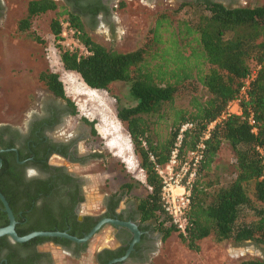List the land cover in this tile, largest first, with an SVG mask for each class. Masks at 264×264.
I'll return each mask as SVG.
<instances>
[{"label": "trees", "instance_id": "trees-1", "mask_svg": "<svg viewBox=\"0 0 264 264\" xmlns=\"http://www.w3.org/2000/svg\"><path fill=\"white\" fill-rule=\"evenodd\" d=\"M124 3L121 1L120 7ZM58 7L56 0H30L26 16L18 24L19 30L27 32L34 17ZM185 7H201L203 11L196 18L176 23L175 14ZM104 10L106 8L101 7L94 14ZM64 13L66 16L63 19L52 20L50 25L64 68L78 73L92 89L111 92L112 84L124 83L135 102L133 106L119 108L118 118L130 134L134 152L146 175L149 190L139 200L141 224H155L164 240L176 229L169 224V218L161 209V182L150 154L158 163L165 164L179 127L187 121L195 123V126L188 132L184 148H193L207 125L224 110L229 100L237 96L251 65L262 63L252 83L249 99L244 103L246 115L249 110L254 113L258 133L254 134L247 121L237 116L215 126L206 141L205 157L194 188L189 234L187 237L180 236L188 248L196 252L200 251L199 242L209 237L218 243L252 241L264 247V180H261L264 171V2L232 7L224 2L195 0L182 4L175 11L165 10L156 14L141 45L128 52L109 49L94 41L79 16L67 10ZM63 21L69 22L79 32V42L88 53L80 48L67 49L59 43ZM34 38L42 41L35 34ZM38 80L45 89L66 102L70 111L75 110L56 73L46 69L39 74ZM199 90H206L208 99L200 101L194 96ZM190 94L192 110L174 108L177 98ZM167 110L174 111L173 115L169 116ZM153 117H156L154 122L151 120ZM163 120H171L168 136L163 141H156L152 137L151 126ZM84 123L92 126L97 137L94 124L88 120ZM225 143L235 154V172L227 183L215 174L213 165ZM258 146L263 149V154L257 150ZM11 147V142L0 140V149ZM7 156L8 152L1 154L0 191L14 209L19 204L20 181L14 167L6 160ZM251 185L253 195L248 192ZM132 189L130 185L129 190ZM41 190L44 195L50 193L48 188L42 187ZM34 200L31 205H24L34 207ZM0 207L3 208L1 201ZM246 210L253 212L252 219L245 218ZM0 214L5 215L1 211ZM22 214H28L27 210ZM24 216L17 218L15 230L19 236L35 231H60L78 238L87 234L101 218L107 217L87 215L80 221L75 215L68 216L65 211L55 215L49 209L41 211L32 220L31 216L28 220ZM8 224L9 220L5 218L0 227ZM47 242L66 246L72 243L60 237H35L22 244L37 246ZM88 243L78 245L85 249ZM125 250H106L109 257L101 262L108 264L122 256ZM238 264H264V259L251 257L242 259Z\"/></svg>", "mask_w": 264, "mask_h": 264}, {"label": "rangeland", "instance_id": "rangeland-1", "mask_svg": "<svg viewBox=\"0 0 264 264\" xmlns=\"http://www.w3.org/2000/svg\"><path fill=\"white\" fill-rule=\"evenodd\" d=\"M29 1L0 0V128L3 125L13 126L16 123L24 99L31 98L32 95L44 98L47 96L45 88L38 80L42 71L48 69L56 73L63 83L67 98L74 104L75 110L71 111L66 120L72 125L82 127L85 120L92 122L98 132L97 147L104 152L107 161L112 165V169L114 167L116 169L103 177L92 176L96 183L93 187L87 186V184L84 186L86 190L85 200L87 201L89 198V193L100 197V195L104 196L105 193L110 192L111 189L119 187L126 180L124 177L126 173L128 175L127 180H132V184L135 186L133 195L129 197V200L136 203V198L144 197L149 189L146 186L145 172L142 170L139 159L132 148L130 134L118 118L119 108L135 105L128 87L124 83H114L111 86V92L98 90L99 94L96 99L100 98L99 101L90 99L88 95H82L81 92L87 91V88L90 87L85 84L78 73L64 68L50 26L52 20L63 19L66 16L64 12L67 8L61 0H56L58 9L34 17L31 21V28L27 32H21L18 24L26 16ZM116 1L111 2V12L108 17H101L99 22L87 21L85 27L94 41L109 49L128 52L141 45L146 31L154 22L156 14L165 10L175 11L182 4L195 0H121L125 2L124 6L115 10ZM223 2L227 6L238 7L259 5L264 0H228ZM202 11L201 7L197 9L185 7L175 14L174 21L177 23L196 18ZM34 34L42 41L38 42L34 38ZM194 96L200 101H204L208 99L209 94L206 90H199ZM52 99L56 100L54 97ZM174 108L192 110V95L177 98ZM167 112L169 116L174 113L172 110H167ZM151 120L154 122L156 117L151 118ZM171 120L169 122L166 120L157 121L152 124V137L156 141L166 139ZM116 127H119L120 133L116 131ZM103 131L106 133V137H103ZM109 140L116 142L118 149L119 147L122 148L120 141L130 143H128L131 147L129 152L132 154L129 153L126 158L131 155L136 164L138 163L134 170L129 169L125 158L118 154L119 150L116 147L110 148L107 145ZM213 165L215 174L221 177L224 183L231 180L235 172V154L227 143L223 144ZM74 170L82 173L88 172L77 168ZM105 180H110L111 189L104 186ZM248 192L253 195L252 185ZM102 203L103 199L97 200L91 206L84 203L80 212H88L87 215L96 216L102 210ZM245 218L252 219L253 212L246 210ZM105 228H108V225ZM102 231L100 232L102 233ZM91 240L80 257H89L87 251ZM203 244L205 264H238L242 259L251 257L264 259V247L252 241L241 244L226 241L220 244L213 237H209L203 240ZM164 247L166 248V258L161 260V264H190L188 262L193 261L194 256L189 253L190 249L181 240L177 230L168 240H165ZM42 250L51 253L55 264H60L62 260L69 261L68 264H82L81 258L75 260L71 258L69 253L62 252L54 245L46 244ZM186 255L187 259L184 258ZM86 262L92 263L91 259L90 261L84 260L85 264H87ZM201 262L202 258H200L199 264Z\"/></svg>", "mask_w": 264, "mask_h": 264}, {"label": "flooded vegetation", "instance_id": "flooded-vegetation-1", "mask_svg": "<svg viewBox=\"0 0 264 264\" xmlns=\"http://www.w3.org/2000/svg\"><path fill=\"white\" fill-rule=\"evenodd\" d=\"M61 1L67 11L79 16L85 23L92 20L99 22L101 17H108L111 12V2L114 0ZM101 7H105L106 10L95 15L94 13ZM45 94L47 95L45 98L32 95L33 97L24 99L16 123L13 126L3 125L0 128V140L11 142L12 145L9 149L1 148L0 150L4 151L0 152V157L2 153L8 152L6 160L12 164L20 181L19 204L14 209L11 208L17 223L19 216L26 215L24 217H27V220L31 216L30 220H32V217L39 216L41 211L46 209L51 210L55 215L60 211H65L68 216L75 215L80 220L81 216H87L82 214L80 209L86 201L84 186L88 183L89 178L91 180L95 175L103 177L116 170L115 167L112 169L104 152L97 147V137L93 134L92 126L84 123L82 127L69 123L66 120V117L71 114L68 104L61 101L48 89H45ZM52 97L56 100H53ZM36 100L37 102H35ZM34 102L35 105H33ZM76 168L88 172L82 173L74 170ZM30 170L33 173L31 176L29 175ZM124 177L126 180L120 185V198L111 192L105 193L102 210L96 217L107 216V218H116L120 221H133L138 225L142 234L139 243L135 244L134 250L127 259L129 261L143 258L150 250L151 241L145 236L149 228L145 229L140 221L142 215L139 208L140 202L132 203L129 200V183L132 180H127L126 173ZM103 184L106 188L111 189L110 180H105ZM87 186L89 185L87 184ZM42 187L48 188L50 193L44 195ZM33 199L36 203L33 205L34 207L24 205L27 203L31 205ZM122 202L124 209L119 211ZM114 206L116 207L113 208ZM24 210H27L28 214H22ZM0 211L5 213V215L0 214L1 224L5 222V218L9 220V217L4 207ZM115 228L119 246L114 250L120 251L123 248L126 250L122 256L112 259L108 264L126 255L134 237L133 233L125 227ZM46 244L54 245L62 252L69 253L75 260H79L85 250L74 242L68 246L53 242L37 246L23 245L12 242L7 236L0 238V264H55L51 253L42 250ZM106 250L112 249L102 250L96 255V264H103L101 261L108 259ZM127 260L112 264H125Z\"/></svg>", "mask_w": 264, "mask_h": 264}, {"label": "built area", "instance_id": "built-area-1", "mask_svg": "<svg viewBox=\"0 0 264 264\" xmlns=\"http://www.w3.org/2000/svg\"><path fill=\"white\" fill-rule=\"evenodd\" d=\"M120 2L121 0L115 2V10L119 9ZM78 34L79 32L69 22L63 21L59 43L67 49L80 48L88 53L87 48L79 42ZM261 68L262 63L251 65L250 71L242 81L237 96L229 100L224 110L207 125L193 148H184L186 136L195 126V123L187 121L179 127L170 150L169 159L165 164L158 163L155 156L150 154V159L154 163V170L161 182L159 194L161 209L169 218V224L183 237H187L189 234V212L192 206L194 188L205 157L206 141L210 138L215 126L232 116H237L247 121L254 134L258 133L254 113L249 110L248 115H246L244 103L249 99L252 83ZM257 150L263 154L261 147L258 146ZM261 180H264V171Z\"/></svg>", "mask_w": 264, "mask_h": 264}, {"label": "crops", "instance_id": "crops-1", "mask_svg": "<svg viewBox=\"0 0 264 264\" xmlns=\"http://www.w3.org/2000/svg\"><path fill=\"white\" fill-rule=\"evenodd\" d=\"M94 179L92 178L90 180H88V185L89 186H94V183H96L95 181H93ZM124 183V181L122 182ZM121 183V184H122ZM120 184V185H121ZM120 185L119 187L117 186V188H113L110 190V192L116 196L117 198H120L121 196V192L120 190ZM132 186L133 189L129 192V197L133 195V191L135 186L132 184V181L129 183V186ZM126 186V185H124ZM123 187V186H122ZM89 198L87 199V201H85L86 205L91 206L93 204L96 203L97 200L103 199V195L100 197L98 196H93L91 193L88 194ZM140 198H136V203H138ZM124 209V205L123 202L120 204L119 207V211ZM88 212H82V214L87 215ZM143 226H148L149 230L148 232L145 233V236L151 241L150 242V250L149 252L146 253V255H144L143 258L141 259H136V260H127V262L125 264H161L162 263V259L166 258V248L164 247V238H163V234L161 232H159V230L156 229V225L151 223V222H147L145 224H142ZM107 226V225H106ZM102 233H98L94 236V238L91 240L90 244H89V248H88V255H89V259L86 257H80V261L82 262V264L84 263V260H88L93 264H96L95 261V256L98 255L102 250L105 249H112L114 250L117 246H119V243L117 242L116 239V233H117V229L115 227H113L112 225H108V228H105V226L102 229ZM142 234V232H141ZM170 238V237H169ZM167 238V240L169 239ZM205 240V239H204ZM218 243V242H217ZM223 242H220V244H222ZM166 245V244H165ZM199 246H200V251L196 252V251H192L190 250L189 253L191 255L194 256L193 261L192 262H188L190 264H199L200 258H202V263H204V261H206L204 259V244H203V240L199 242ZM184 258L187 259V255L184 256ZM126 261V260H125ZM69 261H63L60 264H68ZM124 262V261H122ZM87 263V262H86ZM91 263V264H92ZM90 264V263H87ZM205 264V263H204Z\"/></svg>", "mask_w": 264, "mask_h": 264}, {"label": "water", "instance_id": "water-1", "mask_svg": "<svg viewBox=\"0 0 264 264\" xmlns=\"http://www.w3.org/2000/svg\"><path fill=\"white\" fill-rule=\"evenodd\" d=\"M4 150H0L2 152ZM2 167V159L0 157V169ZM0 201L4 207V210L7 212L8 217H9V224L5 227H0V238L3 236H8L12 242L15 243H25L27 241H30L31 239L35 237H60V238H65L68 239L74 243L77 244H87L96 234H98L104 226L106 225H112L115 227H125L128 230H130L134 237L133 240L130 244V247L124 257L118 258L114 261H112L110 264L113 262H122L128 259L130 256L131 252L134 250L135 244L139 243L140 237H141V231L138 228V225L133 222V221H120L116 218H101L95 226L87 233L85 234L82 238H78L75 236L70 235L68 232H60V231H35L31 232L25 236H19L18 233L16 232V220L15 216L12 212V209L6 199V197L2 194L0 191ZM84 216L80 217V220H82Z\"/></svg>", "mask_w": 264, "mask_h": 264}, {"label": "bare ground", "instance_id": "bare-ground-1", "mask_svg": "<svg viewBox=\"0 0 264 264\" xmlns=\"http://www.w3.org/2000/svg\"><path fill=\"white\" fill-rule=\"evenodd\" d=\"M81 94L82 95H88L89 96V98L90 99H92V100H95L96 99V97L98 96V94H99V92H98V90L97 89H92V88H87V91H82L81 92ZM100 100V98H97L96 99V101H99ZM113 128V127H112ZM115 131V130H114ZM116 131L118 132V133H120L119 131V127H116ZM115 131V132H116ZM102 135H103V137H106V133L103 131L102 132ZM121 136V135H120ZM120 142H122V148L121 147H119V149L117 148V144H116V142H114V141H111V140H109V142L107 143V145L110 147V148H114V147H116L119 151V153L118 154H120V156H123L124 158H125V161H126V163L128 164V167H129V169H131V170H134L136 167H137V164H136V161L134 160V158L131 156V155H129V157L128 158H126V156L129 154V153H131V152H129V149L131 148L130 147V143L128 144V143H126L125 141H120ZM133 148V147H132ZM132 154V153H131ZM125 155V156H124ZM135 172V171H134ZM141 174V173H140Z\"/></svg>", "mask_w": 264, "mask_h": 264}, {"label": "clouds", "instance_id": "clouds-1", "mask_svg": "<svg viewBox=\"0 0 264 264\" xmlns=\"http://www.w3.org/2000/svg\"><path fill=\"white\" fill-rule=\"evenodd\" d=\"M33 173L31 172V170L29 171V175L31 176Z\"/></svg>", "mask_w": 264, "mask_h": 264}]
</instances>
